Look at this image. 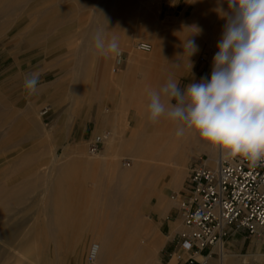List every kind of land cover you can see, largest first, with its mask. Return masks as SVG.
<instances>
[{"label":"rangeland","instance_id":"rangeland-1","mask_svg":"<svg viewBox=\"0 0 264 264\" xmlns=\"http://www.w3.org/2000/svg\"><path fill=\"white\" fill-rule=\"evenodd\" d=\"M221 7L226 0H0V264H98L88 255L101 240L110 264L184 262L185 227L171 194L183 189L190 165L217 150H194L177 184L141 200L158 180L150 170L141 176L145 160L130 143L145 139L146 87L158 89L171 72L181 87L210 79L226 23ZM97 30L119 40L122 65L98 55ZM187 38L199 49L185 58ZM139 41L152 50L137 49ZM131 55L139 60L133 69ZM33 71L42 73L41 86L29 97L23 83ZM114 120L116 131H107ZM104 133L90 153V141ZM233 251L248 256L236 253L231 264H264L261 239Z\"/></svg>","mask_w":264,"mask_h":264},{"label":"clouds","instance_id":"clouds-1","mask_svg":"<svg viewBox=\"0 0 264 264\" xmlns=\"http://www.w3.org/2000/svg\"><path fill=\"white\" fill-rule=\"evenodd\" d=\"M221 7L226 23L213 57L210 79L183 87L171 76L158 89L146 87L147 120L162 118L176 125V136L195 134L225 159L264 166V0H226ZM98 55L119 58V40L97 30L92 36ZM189 56L199 46L193 39L183 44ZM42 73L24 78L29 97L40 90Z\"/></svg>","mask_w":264,"mask_h":264},{"label":"built area","instance_id":"built-area-1","mask_svg":"<svg viewBox=\"0 0 264 264\" xmlns=\"http://www.w3.org/2000/svg\"><path fill=\"white\" fill-rule=\"evenodd\" d=\"M137 49L150 52L152 44L139 41ZM45 106L41 115L48 113ZM96 134L89 143L94 154L104 143ZM212 161V163H211ZM171 199L181 214L184 231H180L179 246L188 253L186 264H208V259L222 261L229 251L227 241L239 233L245 238L264 241V166L252 168L246 161L216 157L200 159L189 167L181 191H173ZM205 257L198 260L196 255ZM95 258V251L88 255Z\"/></svg>","mask_w":264,"mask_h":264},{"label":"bare ground","instance_id":"bare-ground-1","mask_svg":"<svg viewBox=\"0 0 264 264\" xmlns=\"http://www.w3.org/2000/svg\"><path fill=\"white\" fill-rule=\"evenodd\" d=\"M106 6H107V3H106ZM104 8H106V7H104ZM146 8H148V6ZM147 13H148V16H150L149 11ZM145 15L143 14V16H145ZM155 16H156V14H155ZM150 18H152V17H150ZM147 19H148V17H147ZM152 23H154V22H152ZM187 39L195 40V38H187ZM183 51H184L185 58H187V56H189L188 52L185 51V48L183 49ZM125 59H126V56L124 55V52L122 51V55L119 58H116V64L118 66L122 65L125 62ZM130 59L131 60H130V66L129 67H131L133 69L137 66L136 64H137V61L139 62V60L134 58L132 55H131ZM104 70H105L104 73L107 76V79L111 80L112 75L110 73L111 70L109 68L108 63L104 66ZM169 76H171L173 78V72L166 74V75L164 74V76L162 77V80L160 81V86L163 83H165V81L168 79ZM142 126H143V124H142ZM135 132H136V130L133 131V134ZM138 133L139 132H137V135H138ZM144 133H146V134H144L145 135L144 142L142 140V143H144V144H142V143L139 144V142L137 143V140L134 137L131 140L130 144H132L133 152L138 156L137 159H139L142 156L141 159L145 160L140 165V169H141L140 171L142 174L141 176L143 177L145 172L147 174L148 173L147 171L150 170L153 172V176L157 178L158 182H156L155 184H152V187L149 189V191L142 193L143 195H142L141 200H145V197H144L145 195H147V194L150 195L152 193H155V191H157V189L161 191V188L166 184L165 182H167V184H177L179 182V180H181L183 178V176L185 174L184 170L186 169L185 164H186L187 160L189 159V155H191V153H195L194 150L197 149L198 151H201V152L207 151L209 154H213V152L216 151V150L212 149L210 146L201 142L195 134H186L183 137H177L175 134L176 133V125L173 124L172 122L168 121L167 119H164V118H162L156 124L150 123L146 118V132H144ZM101 135H103L105 139L108 136L107 133H104ZM105 139H104V141H105ZM139 139H140V137H139ZM141 159H139V161ZM211 159L214 160L213 157ZM124 164L129 165V162L125 160ZM139 175H140V173H139ZM161 193H160V195L157 194L156 200H157L158 204L162 203V206H165L167 200L162 197ZM139 196H141V195H139ZM147 198H148V196H147ZM138 223H140V222H138ZM138 223L136 226L139 225ZM140 229H141V226H140ZM91 251H95V258L93 261H90L92 263L93 262L99 263L103 258H108V252H105L106 250H105L104 242L102 240L100 242H93L91 244L89 254L91 253ZM263 255H264V253H263ZM235 256H236L235 252L230 253V254H229V252H227L224 255V258L222 259L220 264H231L230 262L233 259V257L235 258ZM238 256L242 257L243 261H244L245 258L248 256V254H243V255L239 254ZM203 258L205 260V257H203ZM238 261H240V259ZM207 262H208V264H211L208 260H207Z\"/></svg>","mask_w":264,"mask_h":264},{"label":"crops","instance_id":"crops-1","mask_svg":"<svg viewBox=\"0 0 264 264\" xmlns=\"http://www.w3.org/2000/svg\"><path fill=\"white\" fill-rule=\"evenodd\" d=\"M111 115V114H110ZM116 118V117H115ZM117 123L118 122H116V120H114V122H113V124L112 123H109V127L108 128H105L107 131H110V132H112V130H114V131H116V128H117ZM107 126V125H106ZM106 132V131H105ZM171 205V204H170ZM169 205V207L167 208L168 209V211H170V208H171V206ZM155 207H156V204H155V206L153 207V209H154V211L155 212H157V213H159V214H162L161 212H159V209L157 208V209H155ZM246 239L247 238H245V237H242V235L241 234H239V233H235L228 241H227V243H226V246H228V248H229V251L228 252H234L233 250L234 249H237V250H239V249H244V247H245V244H246ZM240 245V246H239ZM251 245V244H250ZM235 253H240V255H243L242 254V252H235ZM197 255H199V256H201V257H204V256H202V255H200V254H197ZM196 255V256H197ZM198 259V258H197ZM114 260V259H113ZM113 260H111V259H107V258H103L98 264H103L104 262H112ZM199 260V259H198ZM214 260H215V258H211V261H212V263H214ZM217 260V259H216ZM107 263H105V264H107ZM110 263H108V264H110ZM182 264H186V259L184 260V262L182 263Z\"/></svg>","mask_w":264,"mask_h":264}]
</instances>
